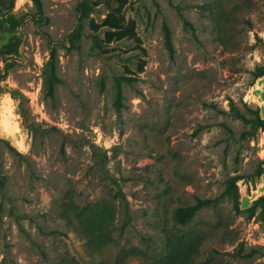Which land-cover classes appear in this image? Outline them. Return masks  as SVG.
<instances>
[{
    "label": "rangeland",
    "instance_id": "1",
    "mask_svg": "<svg viewBox=\"0 0 264 264\" xmlns=\"http://www.w3.org/2000/svg\"><path fill=\"white\" fill-rule=\"evenodd\" d=\"M38 1L43 18L36 0H16L23 24L0 28V45L21 37L0 63V137L17 151L0 144V264H148L167 236L192 231L204 236L194 264H263L264 224L259 208L252 213L264 196V131L236 113L264 119V75L254 78L264 66V0H130L125 15L146 58L130 40L97 48L80 0ZM52 48L61 79L53 99L44 91ZM126 68L138 77L131 83ZM235 176L237 203L225 196L187 227L175 224L176 208L219 197ZM96 204L113 209L100 246L74 215Z\"/></svg>",
    "mask_w": 264,
    "mask_h": 264
},
{
    "label": "trees",
    "instance_id": "2",
    "mask_svg": "<svg viewBox=\"0 0 264 264\" xmlns=\"http://www.w3.org/2000/svg\"><path fill=\"white\" fill-rule=\"evenodd\" d=\"M113 2L114 4L110 3ZM39 11L37 16L43 18V11L38 0H36ZM130 0H80L78 3V12L80 15V21L89 19V27L93 32V39L97 48H104L105 45L112 43L122 42L124 40L134 41L137 49L142 56L146 58L147 51L142 45V40L138 36L133 21L128 20L125 15V10ZM102 4H105L107 14L100 22H96L90 18V15ZM16 0H0V28H6L8 30H15L23 24V19L18 18L15 13ZM165 44L169 50L171 56L174 54V46L172 42V32L167 24L163 26ZM100 32H104L103 39L99 38ZM83 36V25L80 24L75 32L69 36V42L72 47H77V43ZM21 45V37L12 36L8 41L0 45V63L6 62L8 58L14 53H17ZM57 62L58 53L55 48H52L50 53V59L47 63L44 71V91L47 97L53 99L57 85L61 83V79L57 74ZM147 61L141 59L137 66V72H144ZM126 75L121 79L131 83L134 79L138 78L135 73L129 68L125 69ZM1 75V73H0ZM264 75V66L258 67L254 73V78L258 79ZM1 77V76H0ZM117 89V101L116 104L120 105L121 97V80L118 79L116 84ZM16 97V93H12ZM22 101L19 107L22 109ZM256 115L253 118H248L242 113L237 112L236 116L243 119L244 122L250 124L252 127L261 128L264 131V119L259 116V112H254ZM4 143L11 151L16 152V149L12 147L8 141L0 137V144ZM1 148V146H0ZM1 159V156H0ZM240 177L235 176L227 181V187L225 191L215 198H197L196 202L192 205L180 206L174 211V222L181 227H187L190 225L198 212L205 208L215 207L219 204L220 200L225 196L231 198L235 203L239 200V191L237 181ZM7 182V175L1 171L0 163V190L5 187ZM122 197H124L122 195ZM259 208L260 211L257 214V220L264 224V196L255 201L252 216H255V209ZM2 210V204L0 203V212ZM80 219L81 231L88 236L92 244L102 245L110 237L105 234V230L111 225L113 220V209L109 204L94 205V209L90 212L86 211V208L77 209L76 213ZM204 236L196 231L188 232L185 234L174 233L166 237L165 249L162 254L154 261L148 264H194V260L199 253L200 247L203 244ZM258 248H253L247 256H252L258 253ZM264 264V263H263Z\"/></svg>",
    "mask_w": 264,
    "mask_h": 264
}]
</instances>
